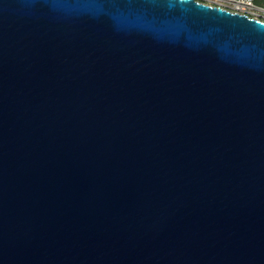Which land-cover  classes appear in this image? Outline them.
Segmentation results:
<instances>
[{
	"label": "water",
	"instance_id": "95a60500",
	"mask_svg": "<svg viewBox=\"0 0 264 264\" xmlns=\"http://www.w3.org/2000/svg\"><path fill=\"white\" fill-rule=\"evenodd\" d=\"M0 264H264V21L0 0Z\"/></svg>",
	"mask_w": 264,
	"mask_h": 264
},
{
	"label": "built area",
	"instance_id": "2783aa9c",
	"mask_svg": "<svg viewBox=\"0 0 264 264\" xmlns=\"http://www.w3.org/2000/svg\"><path fill=\"white\" fill-rule=\"evenodd\" d=\"M264 21V0H197Z\"/></svg>",
	"mask_w": 264,
	"mask_h": 264
}]
</instances>
